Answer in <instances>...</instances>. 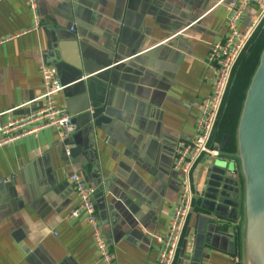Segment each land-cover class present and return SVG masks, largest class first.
I'll return each instance as SVG.
<instances>
[{
  "label": "crops",
  "instance_id": "0c3cea01",
  "mask_svg": "<svg viewBox=\"0 0 264 264\" xmlns=\"http://www.w3.org/2000/svg\"><path fill=\"white\" fill-rule=\"evenodd\" d=\"M36 1L39 26L28 0H0V126L43 106L47 65L77 130L65 142L49 128L0 148V264H102L85 218L70 217L73 174L95 191L116 263L156 264L152 236L166 234L181 190L174 148L196 135L214 86L210 46L228 33L232 0ZM209 164L193 173L177 264L241 263V209L235 219L204 208Z\"/></svg>",
  "mask_w": 264,
  "mask_h": 264
},
{
  "label": "built area",
  "instance_id": "2783aa9c",
  "mask_svg": "<svg viewBox=\"0 0 264 264\" xmlns=\"http://www.w3.org/2000/svg\"><path fill=\"white\" fill-rule=\"evenodd\" d=\"M226 1L228 0H221L220 4ZM28 4L34 14L36 26H39L37 1L28 0ZM228 9L230 11L228 33L210 46L208 66L215 71L212 94L199 106L200 115L194 138L189 141H179L174 148L173 171L181 175V190L166 234L152 236L160 245L156 264L178 262L179 251L183 240L186 239L185 231L196 198L193 173L200 161L218 155V151L214 148V137L234 71L243 55L247 53L254 35L264 26V0H232L228 3ZM41 75L44 93L38 101H42L43 106L39 110L0 126V148L49 128L56 130L60 142H65L76 132L77 127L70 114L65 109L59 108L57 104V95L65 89L60 82L57 69L43 65ZM67 155L69 156L70 152H67ZM237 179L239 180L238 177ZM69 180L78 197V204L70 213V217L85 218L91 228L100 262L117 264L96 212L93 201L94 189L78 174L71 175ZM237 188L240 189V183ZM240 201L239 196V205ZM190 241V251H192L193 240Z\"/></svg>",
  "mask_w": 264,
  "mask_h": 264
},
{
  "label": "water",
  "instance_id": "95a60500",
  "mask_svg": "<svg viewBox=\"0 0 264 264\" xmlns=\"http://www.w3.org/2000/svg\"><path fill=\"white\" fill-rule=\"evenodd\" d=\"M262 30L264 32V26ZM251 50L252 47L246 54ZM240 68L241 65L237 68V74ZM233 87L234 84L231 91ZM230 97L231 92L221 113L214 142L225 118ZM230 139L229 135H225L219 145L214 146L218 155L210 158L207 168L202 191L204 208L216 214L230 209L235 219L238 209H241L240 264H264V48L245 91L234 136V152L229 150ZM239 183L240 189L237 188ZM197 186L195 184L194 188Z\"/></svg>",
  "mask_w": 264,
  "mask_h": 264
},
{
  "label": "trees",
  "instance_id": "16d2710c",
  "mask_svg": "<svg viewBox=\"0 0 264 264\" xmlns=\"http://www.w3.org/2000/svg\"><path fill=\"white\" fill-rule=\"evenodd\" d=\"M263 28L261 27L256 34L254 35L252 41L250 42L249 48H252L251 54H244L240 62L238 63L233 79H232V84L230 85V89L228 91L227 98L225 100L224 105L226 104V101L229 97V94L231 92V97H230V102L228 104V109L225 115V118L221 124V133L223 134H228L231 136V140L229 143V147L231 146V142L234 141V136H235V131L238 123V119L240 116V111H241V106L242 102L244 100V87L240 85L238 78L241 76V73L243 72L244 67L254 58L256 57V63L258 64L259 56L264 48V32L262 30ZM241 65L240 71L237 74V68ZM256 65V64H255ZM257 66V65H256ZM237 74V78L234 82L235 76ZM234 84L233 90L232 85ZM243 94V95H242ZM242 95V96H241ZM236 105V106H235ZM224 108V107H223ZM235 108V110H234ZM234 110V111H233ZM231 152H234V148H229Z\"/></svg>",
  "mask_w": 264,
  "mask_h": 264
},
{
  "label": "rangeland",
  "instance_id": "374dc122",
  "mask_svg": "<svg viewBox=\"0 0 264 264\" xmlns=\"http://www.w3.org/2000/svg\"><path fill=\"white\" fill-rule=\"evenodd\" d=\"M253 48V47H252ZM252 52V50H251ZM251 52L249 54H251ZM256 57H254L243 69V72L241 73V76L238 78V81L240 83V85H242L244 87V93L249 85L250 79L253 75V72L256 68ZM256 64V65H255ZM243 95V94H242ZM241 95V96H242ZM236 106V105H235ZM235 110V108H234ZM233 110V111H234Z\"/></svg>",
  "mask_w": 264,
  "mask_h": 264
},
{
  "label": "flooded vegetation",
  "instance_id": "af4514ba",
  "mask_svg": "<svg viewBox=\"0 0 264 264\" xmlns=\"http://www.w3.org/2000/svg\"><path fill=\"white\" fill-rule=\"evenodd\" d=\"M228 135V134H227ZM230 136V135H229ZM231 137V136H230ZM231 140V139H230Z\"/></svg>",
  "mask_w": 264,
  "mask_h": 264
}]
</instances>
